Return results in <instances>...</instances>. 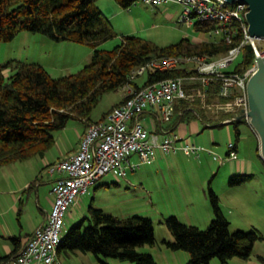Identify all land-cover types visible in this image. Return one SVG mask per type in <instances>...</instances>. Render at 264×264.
I'll return each mask as SVG.
<instances>
[{
    "label": "trees",
    "instance_id": "16d2710c",
    "mask_svg": "<svg viewBox=\"0 0 264 264\" xmlns=\"http://www.w3.org/2000/svg\"><path fill=\"white\" fill-rule=\"evenodd\" d=\"M97 1L0 0V40H12L21 31L29 30L58 41L71 40L94 48L93 58L89 63L78 72L61 77L52 76L38 62L13 59L0 63V166L25 161L34 156H45L56 143L55 131L65 128L71 119H80L89 125L106 119L113 108L128 97L127 94L120 102L114 103L101 118H93L94 109L103 96L110 92L124 89L128 85L140 89L165 79L197 74L189 66L174 69L151 68L145 73L147 77L144 82L137 80L139 76L133 79L134 69L155 58L184 54H207L214 58L242 45L241 60L233 69L227 70L243 73L256 64L255 47L250 41H246L239 22L228 26V29L230 27L235 30L232 43L227 42L223 34L217 35L215 39L201 41L184 37L164 46L142 36L125 35L113 49L102 48L101 44L113 38L116 32L110 18ZM117 1L123 7L130 8L139 0ZM194 25L197 31L206 34L220 26L217 22L200 19ZM259 49L263 50L264 47L259 46ZM7 69L10 70L8 74L5 72ZM194 85L206 88V97L178 99L174 113L167 122L170 131L181 123L193 120H201L208 126H223L227 124L223 122L224 119L236 115L215 112L206 105L216 99H229L219 95V80L211 79L206 86L202 80H197ZM229 123L235 125L237 140L234 141V148L238 149L242 136L240 124L248 121L244 119ZM257 145L260 149V143ZM249 177L235 175L231 182L242 184ZM32 185L34 182L30 184ZM211 194L216 217L206 228L185 223L176 215L166 219L174 235V240H165L168 246L173 250H187L190 253V263L193 264H209L215 257L224 263L234 257L250 258L256 242L264 241V233L255 228L249 231H232L230 220L221 208L219 195L213 189ZM12 239L14 249L0 259L19 253L21 236L15 235ZM155 243V225L151 217L139 214L119 216L91 205L90 215L64 233L59 256L61 258L63 254L71 255L81 251L92 252L98 257L130 260L135 264H159L151 252L139 249ZM259 258L264 262V255Z\"/></svg>",
    "mask_w": 264,
    "mask_h": 264
},
{
    "label": "rangeland",
    "instance_id": "374dc122",
    "mask_svg": "<svg viewBox=\"0 0 264 264\" xmlns=\"http://www.w3.org/2000/svg\"><path fill=\"white\" fill-rule=\"evenodd\" d=\"M97 4L110 18L116 32L113 38L101 44L100 47L105 49H113L125 35L142 36L163 46L176 43L184 37L194 41L211 38L209 34L197 31L194 23L181 22L179 15L184 6L178 2L154 6L139 0L131 9L123 7L117 0H98ZM255 43L258 49L259 46L264 47V39H256ZM93 53L94 48L89 44L71 40L58 41L29 30L21 31L12 40H0L1 64L13 59L38 62L54 77L78 72L92 60ZM241 57L239 55L229 69H233ZM5 72L8 74L10 70ZM146 77V74L141 75L137 80L142 83ZM124 90L119 89L104 95L93 111V118H101L123 97ZM210 109L223 112L216 111L214 107ZM79 123L84 121L71 119L65 128L55 131L56 143L47 152L48 159L61 156L60 149L63 146L71 148L78 143ZM240 130L241 155H255L256 140L257 143L260 140L256 135L255 139L252 131L254 129L249 123H242ZM213 135L216 137V144L212 142ZM191 136L203 149H214V153L223 158L226 157L229 142L237 140L235 125L232 123L206 128L201 122L199 134ZM183 158L180 170L167 165L160 166V170L157 165H143L136 171L130 170L127 177H117L113 172L105 174L90 187L89 193L74 204L73 212L67 215L64 233L90 215L91 205L119 216H148L154 221L156 243L139 249L151 252L159 264H193L190 263V253L187 250H173L168 246L165 240H174V235L166 219L176 215L185 223L206 228L216 217L211 189L219 195L221 208L230 220L232 231H249L255 228L264 233L262 161L254 157L255 176L249 177L242 184H233L232 175H228L225 168L217 175L214 174L223 165L221 159L212 156L197 159L187 155ZM56 176L49 173L42 156L0 166V228L8 224L18 231L23 230V235L29 232V228L44 217V210L53 208L55 197L51 192V181ZM33 182H37L39 191L35 184L30 186ZM260 255H264L262 240L256 242L248 259L234 257L224 263L215 257L209 264H264L259 258ZM61 261L63 264H135L130 260L98 257L92 252L81 251L71 255L63 254Z\"/></svg>",
    "mask_w": 264,
    "mask_h": 264
},
{
    "label": "built area",
    "instance_id": "2783aa9c",
    "mask_svg": "<svg viewBox=\"0 0 264 264\" xmlns=\"http://www.w3.org/2000/svg\"><path fill=\"white\" fill-rule=\"evenodd\" d=\"M143 1L154 6L169 2L182 4L184 10L180 15L181 22L193 24L195 19H200L219 23L220 26L210 31V39L223 34L227 42L232 43L235 30L230 27L228 29V26L239 22L246 41L256 46V39L250 36L246 20L248 12L246 2L236 1L228 4L224 0ZM241 46L237 45L227 54L214 58L207 54L155 58L146 65L134 69L133 79L151 68L174 69L189 66L190 69H195L197 74L165 79L140 89L128 85L126 100L114 107L106 119L88 126L79 150L70 157L48 165L49 173L57 175L51 190L55 197L53 208L48 213L45 223L30 236L19 253L9 258H1L0 264H63L59 256V246L65 232L67 215L73 212V206L80 196L87 194L90 187L105 174L113 172L117 177H127L130 170L140 169L143 164L153 160L157 149L164 153L182 149L189 155L200 154L203 147L193 139L179 137L170 132L149 131L141 119L147 109L157 108L161 120L169 122L178 99L206 97V88L194 85L197 80H202L206 86L211 79H217L221 83L219 95L227 96L229 99L227 101L216 99L206 104L207 107L236 115L248 112L247 82L256 71L257 64L243 73L227 70L240 55ZM233 117H228L223 122H232ZM234 146L235 142L230 141L228 158L238 157ZM208 151L216 159H224L214 154L213 150ZM132 154L138 155V158L133 160Z\"/></svg>",
    "mask_w": 264,
    "mask_h": 264
},
{
    "label": "crops",
    "instance_id": "0c3cea01",
    "mask_svg": "<svg viewBox=\"0 0 264 264\" xmlns=\"http://www.w3.org/2000/svg\"><path fill=\"white\" fill-rule=\"evenodd\" d=\"M130 9H131V7H130ZM182 12L180 13V15L182 14ZM169 15L173 16L171 13ZM180 15H179V17H180ZM125 90H124V95L122 98H124V96H126L128 94L127 89H125ZM122 98L119 99L117 102H120L122 100ZM141 119L144 122V124L146 125V127L149 129V131H151V132H160V133L170 132L173 135H178L179 137H185V138H190V139H193L191 136L192 134H196V133L199 134L200 129H201V122L205 125L206 128H214L213 125L208 126L206 123H204L201 120H193L189 123H181L175 130L170 131L167 128V122L162 121L161 118L159 117L158 109L153 108V107L147 109L143 113V115L141 116ZM80 124H81V127H80ZM88 125H89V123H86L85 121H84V123H79V125L77 126L79 128L78 129V139H79L78 143L76 145L72 146L71 148H69L68 146H63V149H60V151L62 152L61 156H59L57 158L48 159L47 153H46V155L42 157V161L46 164V166H48L50 163H53V162L58 161V160L63 159V158L70 157L73 154H75L79 150L82 136L84 135V132L87 130ZM216 141H217L216 137H215V135H213L212 142L214 144H216L217 143ZM211 150H213V152H214V149H211ZM236 150L238 153V157L237 158H228V155H229V149H228V151L226 152V157L223 160H221L222 161L221 164H223L224 167H223V165H221L222 167L220 166L219 167L220 169L218 168V170L214 173L215 175H217L221 170H223V168H225L226 169L225 172H227L228 175H232V177L235 175H248L251 178V177L255 176V172H256L255 171L256 166H255L254 157L263 162V170H264V159L261 156L260 149H258L257 140H256V149H254L255 155L242 156L240 153V149H239V142H238V149H236ZM214 154H216V153H214ZM186 155L187 156H193L197 159H202V157H204L206 159V158H208V156H212L213 158H215L213 156V154L208 151V149H202L199 155H196V154L189 155V154L185 153L182 149H178V150L172 151L170 153H164L160 149H157L155 158L153 160L143 164V165H146V166L157 165L158 170H160V166H166L167 165L171 168L174 167V168H177L180 170V168L183 165V163H182V159H184L183 156L185 157ZM131 158L133 160H136L138 158V155L132 154ZM142 166H141V168H142ZM147 170H149V169H147ZM134 171H136V170H134ZM55 180H56V178H53L51 182L54 183ZM34 184H35L34 186H37L36 188L39 191L40 188H39V185L37 184V182ZM151 197H153V195H151ZM81 198H82V196H80L78 201ZM53 202H54V199H53ZM53 202H52V206H53ZM51 210L52 209H49L47 211L44 210V212H45L44 217L40 218L38 220V222L36 224H34V226L30 227L29 232H27L25 235H23V230L18 231L16 228L11 227L8 224L2 225L0 228V239H1V241H0V257L6 256L12 252V250L14 249L12 237L15 235L21 236V245L19 248V251H20L22 249V247L26 244V242L28 241L30 236L33 235L34 232L40 226H42L45 223V221L48 217V213Z\"/></svg>",
    "mask_w": 264,
    "mask_h": 264
},
{
    "label": "water",
    "instance_id": "95a60500",
    "mask_svg": "<svg viewBox=\"0 0 264 264\" xmlns=\"http://www.w3.org/2000/svg\"><path fill=\"white\" fill-rule=\"evenodd\" d=\"M228 4L243 1L248 4L246 20L253 39H264V0H224ZM257 69L247 82L248 112L235 115L231 121L248 119L260 140V152L264 159V50L254 46Z\"/></svg>",
    "mask_w": 264,
    "mask_h": 264
}]
</instances>
